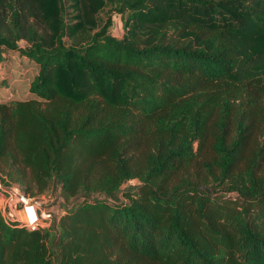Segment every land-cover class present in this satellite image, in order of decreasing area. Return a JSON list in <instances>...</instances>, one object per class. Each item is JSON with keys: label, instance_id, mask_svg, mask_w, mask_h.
<instances>
[{"label": "trees", "instance_id": "1", "mask_svg": "<svg viewBox=\"0 0 264 264\" xmlns=\"http://www.w3.org/2000/svg\"><path fill=\"white\" fill-rule=\"evenodd\" d=\"M8 52L0 182L62 213L0 264H264V0H0Z\"/></svg>", "mask_w": 264, "mask_h": 264}, {"label": "rangeland", "instance_id": "2", "mask_svg": "<svg viewBox=\"0 0 264 264\" xmlns=\"http://www.w3.org/2000/svg\"><path fill=\"white\" fill-rule=\"evenodd\" d=\"M123 25L118 15L112 17L111 34L114 37L120 38L123 35ZM24 42L20 43L23 47ZM37 68L34 63L23 58L19 53L8 52L6 55V60L3 62L0 69V83L5 81L8 83L7 88H0V102H5L7 100H23L29 98V83L33 76L37 73ZM139 186L137 180H133L125 184L122 188L124 191H135ZM40 203L44 204L51 214H61V208L57 205V201L49 199L45 196L37 197ZM5 199L0 196V205L4 206ZM22 212L18 213L21 215Z\"/></svg>", "mask_w": 264, "mask_h": 264}, {"label": "built area", "instance_id": "3", "mask_svg": "<svg viewBox=\"0 0 264 264\" xmlns=\"http://www.w3.org/2000/svg\"><path fill=\"white\" fill-rule=\"evenodd\" d=\"M0 196L5 199L4 206L0 205V213L8 225L17 223L31 230L48 225L51 214L46 206L39 199L26 194L19 185L5 186L0 182ZM20 212L21 215L18 214Z\"/></svg>", "mask_w": 264, "mask_h": 264}, {"label": "bare ground", "instance_id": "4", "mask_svg": "<svg viewBox=\"0 0 264 264\" xmlns=\"http://www.w3.org/2000/svg\"><path fill=\"white\" fill-rule=\"evenodd\" d=\"M29 215L32 218V221H34V216L31 213Z\"/></svg>", "mask_w": 264, "mask_h": 264}]
</instances>
